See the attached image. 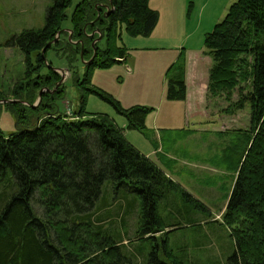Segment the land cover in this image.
Wrapping results in <instances>:
<instances>
[{"label":"trees","instance_id":"obj_1","mask_svg":"<svg viewBox=\"0 0 264 264\" xmlns=\"http://www.w3.org/2000/svg\"><path fill=\"white\" fill-rule=\"evenodd\" d=\"M109 2L84 0L71 17L72 40L85 43V61L92 58L98 37L87 38L85 29L104 37L105 44L96 46L97 59L87 67L81 62V46L72 44L71 34L63 28L73 0H55L44 29L27 31L14 42L28 66L13 100L26 105L13 106L19 133L7 138L0 133V264H133L136 250L124 254L122 234L103 227L109 219L103 213L121 195L129 199L128 190L141 201L135 236L148 252H140L142 264H182L169 246L167 237L176 231L171 232L173 225L166 226L160 204L179 193L192 205L186 206L187 212L195 208L208 212L132 146L115 121L86 113L88 97L98 96L127 120L130 130L151 141L147 121L153 110L140 106L126 110L93 87L91 80L94 70L127 61L128 49L119 46L124 28L132 38L150 37L159 15L150 9V0H111L114 11L106 18L105 10L95 7ZM205 49L212 60L209 96L225 99L230 113L251 106L250 128L232 131L216 162L217 168L235 175L222 217L235 245L228 264H264V0H238L205 37ZM50 52L60 62L67 61L71 74L59 88L61 76L50 69L57 68L48 59ZM185 64L181 59L170 70L169 101L187 99ZM71 80L81 94L79 109L62 113L55 104L69 105L66 84ZM47 89L56 92L44 93L41 104L33 108L39 92ZM0 99L8 100L4 93ZM119 192L113 199L112 194Z\"/></svg>","mask_w":264,"mask_h":264},{"label":"rangeland","instance_id":"obj_2","mask_svg":"<svg viewBox=\"0 0 264 264\" xmlns=\"http://www.w3.org/2000/svg\"><path fill=\"white\" fill-rule=\"evenodd\" d=\"M83 1L73 0L71 7L67 10L68 20L63 24L64 30L71 27V17L77 6ZM237 1L189 0L184 20H189L193 14V22L202 20L206 26L214 23L216 25L220 24ZM54 2L55 0H0V93H4L8 101L11 102V104H0V133L6 138L19 133L13 106L15 104L21 106V104L19 103L20 100H13V92L15 86L25 79L26 65L28 66L26 56L14 45V42L16 38L27 31L43 30L47 14L53 7ZM208 8L213 11L210 15L204 14ZM121 38L120 47H124V44L136 48L141 46V43L133 44L136 38L130 37L125 28L122 30ZM102 44L104 45L105 42H102ZM184 47L185 43L180 48ZM140 49L143 50L131 51L134 55L130 56V50H128V63H120L107 70H94L91 80L92 86L112 96L126 110L137 106L144 107L143 105L153 110L147 121V126L151 128V131L156 130V132H159L158 128H161V126L173 123L171 125L172 131H182L178 134H192L188 139L180 140L177 146L180 149H178L179 153L170 149L172 140L177 137V133L171 137H162L163 140L157 148L164 149V153L161 154L162 158L164 157L163 160L168 162L177 160V163L171 166L161 165L159 158L154 153L153 146L141 133L126 128L125 134L127 137L125 134L124 136L142 155L148 156L150 161L159 166L169 178L180 185L194 201L200 202L208 210L206 212L195 208V210L187 212L186 208H190L192 205L185 202L179 193H172L170 197L161 202L159 212L162 219L166 226L173 225L170 226L172 227L171 232L176 231L169 234L167 239L170 248L177 254L178 260L182 264H228L229 258L235 253V245L229 230L224 227L223 221L220 220L223 215L221 217L219 213L226 205V200L233 189L235 175L217 168L216 162L220 159L222 149L229 143L231 132L250 128L251 106L248 104L244 110L233 111V113L227 112L229 104L226 100L212 98L208 94V89H205L206 101H203L197 110H200L199 114L202 118H194L191 122H178L179 119L177 122H171L164 119L166 113L161 110L160 120L156 124L157 128L155 122L154 124L151 122V117L162 108L163 104H160V98L165 90L166 100H168L170 70L178 64L179 60L173 66H169L170 55L148 48ZM55 54V52H50L48 59L55 67L59 68L60 60ZM181 59L186 61L185 58ZM119 61L123 62L124 60ZM210 61L212 60L207 58L202 63L206 65ZM185 70L187 74V61ZM81 71L80 74L83 80L85 71L83 69ZM43 72L46 73L47 70ZM133 74L134 77L130 78L129 76ZM64 76H67V74ZM66 86L67 97L73 104L69 102L68 105V102L65 101L63 108L61 102L57 101L55 106L62 113L64 111H78L81 94L72 80ZM138 86L145 90V96H142L141 92H137ZM44 93L47 92L44 91ZM238 98L239 96L236 94L233 101L237 102ZM0 101H3V99H0ZM41 101L37 100L32 107H38ZM174 104L185 106L183 102ZM85 110L88 114L108 116L115 121L117 126L119 125L121 130L123 129V122L126 127L128 126L127 120L111 104L98 96L91 95L88 97ZM163 119L164 122H161ZM28 129H31V127ZM151 137L154 141L153 134H151ZM1 185L2 183H0V192L3 190ZM106 187H108V184ZM127 192L129 199L121 198V195L120 200L122 202L120 200L116 201L103 213L109 217L103 223V227L109 231H112L113 228V232L116 234L120 232L124 237L123 245H121L123 253L128 256L135 253L136 250L137 257L132 258L130 262L142 264L144 262L143 254L148 252L145 248L143 249L142 240L139 242L135 236L140 218L141 201L133 191L128 190ZM120 194L121 192L118 194L113 193V199H116ZM178 210H182L181 214ZM117 213H119V216H115ZM217 216L219 217L217 218ZM168 233L169 231H166V234ZM156 236H161V233ZM129 239H131V242ZM141 251H144L143 254H140Z\"/></svg>","mask_w":264,"mask_h":264},{"label":"crops","instance_id":"obj_3","mask_svg":"<svg viewBox=\"0 0 264 264\" xmlns=\"http://www.w3.org/2000/svg\"><path fill=\"white\" fill-rule=\"evenodd\" d=\"M188 4H189V0H150V4H149L150 9L157 12L159 15V22L156 29L149 38H139V39L136 38V41L133 42V44L137 45L141 43V46H138L137 48L130 47L128 46V44L123 43L124 47L130 50L129 56L134 55L131 51L143 50L140 48H148L150 50L161 51L165 54L170 55L169 66H173V64L177 63L178 60L180 61L181 58H185L187 61V74H186L187 99L185 101H181L185 104V106H178L179 104L177 105L174 104L180 102H171L169 100H166V90H165L160 98V104L161 105L163 104L162 108L160 109L159 112L154 113L155 115L154 118H153L154 115L151 117V122H153V124L155 122V126L156 124H158L160 120L161 110H164L166 113L165 114L166 117H164V119H168L171 122H177L178 119H179L178 122L181 121L191 122V120L194 118H198V117L202 118V116H200L199 114L200 110L199 111L197 110L199 109L198 106L201 105L203 101L204 102L206 101L205 89L206 90L208 89L209 71L212 65V61L208 62V64L206 65L202 63V61L204 62L205 59L209 58L205 53L206 49L204 42H205V37L213 31L216 23L210 26H206L202 20L200 22L199 20H195L193 22L192 21L193 14L189 20L185 21L184 16L188 9ZM212 13L213 11L209 10L208 8L204 14L210 15ZM64 31L67 32V30ZM183 43H185V47L180 48ZM126 63H128V60L126 61ZM58 66L59 68H63L65 70L68 69L67 61H61L60 64H58ZM129 77L130 78L134 77V74L130 75ZM137 92L138 93L141 92L142 96L146 95L145 90H143L140 87L138 88ZM143 106L146 107L145 105ZM178 112L179 115L177 116ZM164 119L161 120V122H164ZM171 125H163L161 126V128H158L156 126L159 132H156V130L151 131V134L154 135L155 140L153 141L151 138V141H148L146 139L153 146L155 151L154 153L156 154V157L159 158L161 165L163 166L165 165L171 166L173 164H176L177 160H172L169 162L163 160L164 157L162 158L161 154L164 153V149L160 150L159 148H157L161 144V140H163L162 137L163 136L171 137L175 133H177V137H175V139L172 140L170 149L176 151V153H179L180 149L177 148V146L180 140H186L192 136V134H178L179 132L182 131H172ZM122 128L125 134V130L126 128L128 129V126L126 127V124L124 122L122 124ZM125 136L127 137L126 134ZM153 143H155L156 145H154ZM146 157L149 158L148 156ZM229 197L230 195L226 200V205L223 207V209H221L220 211L221 213H219L221 217L226 211L227 203L228 200L230 199ZM218 217L219 216H217V218ZM220 220H222V218Z\"/></svg>","mask_w":264,"mask_h":264},{"label":"flooded vegetation","instance_id":"obj_4","mask_svg":"<svg viewBox=\"0 0 264 264\" xmlns=\"http://www.w3.org/2000/svg\"><path fill=\"white\" fill-rule=\"evenodd\" d=\"M110 2H109V5H106V4H97L96 5V7H95V9L96 10H99V9H104L105 10V17L106 18H108L109 16L108 15H110V12L112 13L113 11H114V9H113V7H112V2H111V0H109ZM109 8H111V9H109ZM98 14H100V13H98ZM100 18V16H98V19ZM67 32H69L70 34H71V36L69 37V41L72 43V44H74V45H80L81 46V62L83 63V66L84 67H87V66H89V65H91L93 62H95V60L97 59V51H96V46H97V44H101V43H97L96 41L100 38V34L99 33H97V32H99V31H96V32H94V33H92V34H87V32H86V29H85V36L87 37V38H90V39H92V38H95L96 36H98L95 40H94V42H93V44H92V50H93V56H92V58L90 59V60H88V61H85V43L83 42V41H79V42H76V41H73L72 40V32L70 31V30H67ZM97 33V34H96ZM96 34V35H95ZM59 37H60V34H59ZM59 37H58V40H59ZM103 39H104V37H103ZM57 40V41H58ZM94 45V46H93ZM49 46V45H48ZM96 51V52H95ZM43 57H44V55H43ZM94 59V61H92ZM92 61V62H91ZM91 62V63H90ZM84 63H90V64H86L87 66H85V64ZM61 69H63V68H61ZM59 74V73H58ZM69 74H70V72H69ZM60 75V74H59ZM61 76V81H60V83H62V81H63V77H62V75H60ZM70 77H71V74H70V76H69V79H70ZM65 83V82H64ZM64 83H62V84H64ZM59 84V83H58ZM61 84V85H62ZM60 85V86H61ZM46 92H51V93H55L56 92V89H54V90H45ZM52 91H54V92H52Z\"/></svg>","mask_w":264,"mask_h":264},{"label":"bare ground","instance_id":"obj_5","mask_svg":"<svg viewBox=\"0 0 264 264\" xmlns=\"http://www.w3.org/2000/svg\"><path fill=\"white\" fill-rule=\"evenodd\" d=\"M109 9H111V8H109ZM113 13V12H112ZM110 14H111V12H110ZM97 33H99L100 34V32H97ZM96 33V34H97ZM95 34V35H96ZM59 37V36H58ZM101 39V41H99ZM103 41V36L100 34V38L96 41L97 43H101ZM49 46H51V45H49ZM48 46V47H49ZM47 47V48H48ZM46 48V49H47ZM45 51V50H44ZM43 51V52H44ZM85 64V66H87L86 64H88V63H84ZM50 69H52L53 71H55L56 73H59L60 75H62V77H63V81H62V83H64L66 80H68L69 79V76H70V74H69V70L67 69V70H65V69H55V68H51L50 67ZM65 74H67V76H64ZM62 83H59V84H57V88H59L60 87V85L62 84ZM43 92L44 91H41L40 92V94H39V102L41 101V99H42V94H43ZM46 92V91H45ZM52 92H54V91H52ZM16 101V100H15ZM71 102V101H70ZM19 103L20 104H24V105H26V103L25 102H21V101H19ZM0 104H3V105H5V104H11V102H9L8 100H3V101H0ZM69 113V112H68ZM69 115V114H68ZM67 115V116H68ZM65 116H66V114H65ZM70 116V115H69ZM69 118H71V117H69ZM68 118V119H69Z\"/></svg>","mask_w":264,"mask_h":264},{"label":"water","instance_id":"obj_6","mask_svg":"<svg viewBox=\"0 0 264 264\" xmlns=\"http://www.w3.org/2000/svg\"><path fill=\"white\" fill-rule=\"evenodd\" d=\"M99 41H101V39H100ZM93 46H94V45H93ZM95 52H96V51H95ZM92 61H94V59H93ZM92 61H91V62H92ZM91 62H90V63H91ZM90 63H88V64H90Z\"/></svg>","mask_w":264,"mask_h":264}]
</instances>
